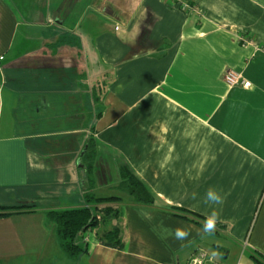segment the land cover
I'll return each instance as SVG.
<instances>
[{"label":"crops","instance_id":"crops-1","mask_svg":"<svg viewBox=\"0 0 264 264\" xmlns=\"http://www.w3.org/2000/svg\"><path fill=\"white\" fill-rule=\"evenodd\" d=\"M187 1L0 0V206H24L0 216V264H218L230 243L264 264V0ZM122 166L152 204L119 188ZM82 205L120 215L70 257L46 212ZM115 225L121 249L97 240Z\"/></svg>","mask_w":264,"mask_h":264},{"label":"trees","instance_id":"trees-1","mask_svg":"<svg viewBox=\"0 0 264 264\" xmlns=\"http://www.w3.org/2000/svg\"><path fill=\"white\" fill-rule=\"evenodd\" d=\"M92 152V150H89L87 155H90ZM120 175L122 180L119 183V188L126 191L134 201L143 204L153 203L155 196L152 191L128 167L122 166ZM85 195L87 199H92L94 197L93 194H89L88 192ZM118 199V197L114 196L94 197V202L109 203ZM92 206L82 205L61 209H50L46 212L47 219L54 226L59 247L70 257H77L79 254L85 252L86 242L83 239V233L86 230L96 227L101 220L116 218L120 215V210L117 208L114 209L106 205L97 208ZM23 207L24 206H0V216L9 214L13 211H20L19 209ZM171 208L173 211L183 214L184 216H186V213L192 215L193 217L191 218L195 221H201L200 219H203V217L184 209ZM97 240L103 245L118 249L123 247L119 225H115L97 236ZM256 260L262 263L257 258Z\"/></svg>","mask_w":264,"mask_h":264},{"label":"built area","instance_id":"built-area-1","mask_svg":"<svg viewBox=\"0 0 264 264\" xmlns=\"http://www.w3.org/2000/svg\"><path fill=\"white\" fill-rule=\"evenodd\" d=\"M172 6L178 7L183 11L190 10V6L187 0H170ZM224 82L231 85H241L248 87L249 83L241 76V74L235 70H227L223 76ZM209 260L206 253L203 250H198L189 259L187 264H206Z\"/></svg>","mask_w":264,"mask_h":264},{"label":"rangeland","instance_id":"rangeland-1","mask_svg":"<svg viewBox=\"0 0 264 264\" xmlns=\"http://www.w3.org/2000/svg\"><path fill=\"white\" fill-rule=\"evenodd\" d=\"M222 245H225V242ZM233 243H230V245L225 248V246H221V248H215L214 249V259L217 260L218 264H260L257 260H254V258L251 256L253 255L254 257L256 256L257 258L259 256L255 255L252 251L249 252L248 249L243 252L241 255V248L236 250L233 247L234 245H231ZM243 251V250H242Z\"/></svg>","mask_w":264,"mask_h":264},{"label":"clouds","instance_id":"clouds-1","mask_svg":"<svg viewBox=\"0 0 264 264\" xmlns=\"http://www.w3.org/2000/svg\"><path fill=\"white\" fill-rule=\"evenodd\" d=\"M206 200L215 205H223L224 197L217 192L214 188H209L206 192ZM218 217V212L214 209L210 216L206 218L203 223V232L206 234H211L216 226V220ZM189 235L188 231L177 228L174 232V238L177 240H184Z\"/></svg>","mask_w":264,"mask_h":264}]
</instances>
